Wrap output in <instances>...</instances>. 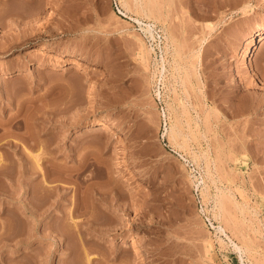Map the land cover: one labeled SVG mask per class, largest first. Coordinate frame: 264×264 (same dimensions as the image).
<instances>
[{
  "label": "rangeland",
  "instance_id": "rangeland-1",
  "mask_svg": "<svg viewBox=\"0 0 264 264\" xmlns=\"http://www.w3.org/2000/svg\"><path fill=\"white\" fill-rule=\"evenodd\" d=\"M123 1L0 0V264H264V0H160L166 22Z\"/></svg>",
  "mask_w": 264,
  "mask_h": 264
},
{
  "label": "bare ground",
  "instance_id": "bare-ground-1",
  "mask_svg": "<svg viewBox=\"0 0 264 264\" xmlns=\"http://www.w3.org/2000/svg\"><path fill=\"white\" fill-rule=\"evenodd\" d=\"M123 1V0H122ZM123 3H124V10L125 11H128L129 10V4L130 3H132L133 5H134V7L137 9V13H140L139 15L142 17V18H146L147 20H153V21H160V20H163V22H166V19H165V14L163 13V10H164V8H163V10H162V5H161V3L162 2H160V0H124L123 1ZM132 5V6H133ZM164 5V4H163ZM133 7V8H134ZM134 8V9H135ZM130 9H132V7H130ZM125 14V13H124ZM135 21L140 25V27H141V29L144 31V33L146 34V35H149V37L153 40V39H155L156 38V36H155V33H154V25L152 26V25H150V24H145V25H142V22H141V20L140 19H135ZM156 22H155V24H156ZM161 23V22H160ZM163 24V23H162ZM164 27V26H163ZM209 27V26H208ZM164 29H165V33H164V38H165V41H166V44H165V50H166V48H168V43H170V45L171 46H173V49H174V52L176 53V54H178L179 53V49L177 50V48H176V40L174 39L175 38V36H173L172 34H171V32L170 31H168L167 30V28L166 27H164ZM212 29V28H211ZM210 30V29H209ZM254 32H256V33H258V36H259V43H261L260 44V46L259 47H262L263 46V44H264V24H260V25H257V27H256V29H255V31ZM157 35V34H156ZM247 37H249V34H247ZM141 43V46H140V51H141V58L143 59V61L144 62H148V60H149V57H150V54H151V52H153V48H150V49H148V48H146V46H145V44H143L142 42H140ZM165 43V42H164ZM181 47V46H180ZM154 53V52H153ZM165 53H166V51H165ZM176 54H175V56H176ZM161 60H162V62L160 61V66H161V68H162V70H165V63H164V58H161ZM142 61V62H143ZM65 63H64V66L63 67H65L63 70H67V69H75V70H81V69H83V73H86V72H88L89 71V66L88 65H86L85 63H84V59L82 58V57H77V56H75V55H73V56H70L69 58H67L65 61H64ZM156 62V61H155ZM62 67V68H63ZM191 67H192V64H191ZM160 68V69H161ZM193 68H195L194 67V65H193V67H192V69ZM157 71V70H156ZM185 72H187V71H185ZM196 73V72H195ZM157 74V73H156ZM159 74V73H158ZM160 77L163 75L162 74V71H160ZM194 75V74H193ZM195 76H196V74H195ZM194 76V77H195ZM154 77H155V75H154ZM187 77H190V76H188V74L187 73H185V78L188 80V78ZM165 78V77H164ZM186 79H184L185 81H187ZM183 80V81H184ZM184 81V82H185ZM218 82V79L217 78H213V80H212V83H217ZM183 84H185V83H183ZM182 105V108H185V106L183 105V103L181 104ZM174 107V106H173ZM173 107L171 106V105H167V108H168V113H169V118L171 119V117L173 116L172 115V111L174 110L173 109ZM186 109V108H185ZM185 109H182V110H185ZM175 111V110H174ZM186 111L187 110H185V111H183V113H186ZM176 112V111H175ZM172 115V116H171ZM174 115H177V113H175ZM176 117V116H175ZM174 116H173V118H175ZM178 117V116H177ZM179 119H172V121L170 122V126H169V130L167 131V132H169V138H170V140L172 141V142H175V143H177L178 144V141L180 140H183L184 139V133H183V131H182V127H181V124L179 123L180 122V120L178 121ZM91 128H92V130L91 131H97V132H107V133H111V134H115V135H118L119 134V129L112 123V122H110V121H105V120H94L93 122H92V124H91ZM182 146L184 145L185 146V144H186V141L184 140V141H182V143L181 142H179ZM180 144H179V146H180ZM181 146V147H182ZM41 151V150H40ZM31 154V153H30ZM34 154V153H33ZM43 154V153H42ZM41 154L39 155L38 153L37 154H34V156L33 157H31V158H33L34 159V162L33 163H35L33 166L31 165V167H30V170H31V172H29V174L31 173V174H37V175H42V178H45V176H46V178H48L47 177V175H45V173L46 172H44V171H46V170H44V169H46V168H44V167H42V165L44 164L43 162H45V161H42V159L44 160V158H41ZM32 164V163H31ZM46 165V164H45ZM44 168V169H43ZM37 175H35V176H31L32 177V179H34L35 180V178H37ZM48 175H49V173H48ZM38 176V177H39ZM44 176V177H43ZM45 180V179H44ZM43 180V181H44ZM47 180V179H46ZM44 181L45 183H47V181ZM33 181V180H32ZM42 184H43V182H42ZM48 184V183H47ZM46 184V185H47ZM45 185V186H46ZM50 187V186H49ZM42 188H46V187H42ZM49 189V188H48ZM31 190V189H30ZM43 190V189H42ZM203 190H204V188H203ZM202 190V191H203ZM45 191H46V189H45ZM204 192V191H203ZM41 193V192H40ZM29 195L31 196V200H33V201H31L30 203H31V214L34 216V215H36L35 214V212H37V211H35L34 209H36V207H38L37 205H36V201H34V196H35V194H34V192H30L29 191ZM36 195H37V193H36ZM43 196H47V195H43ZM35 199H37L36 197H35ZM30 200V199H29ZM37 200H39V199H37ZM44 200H46V199H44ZM43 200V201H44ZM74 200V199H73ZM40 202V201H39ZM38 202V203H39ZM70 202V201H69ZM227 203L228 202H226L225 203V201H224V198H222V197H218V201H217V203H216V205L215 206H217V208H218V211L219 212H222L224 215H226V213L228 212L227 211ZM75 205V204H74ZM78 205V204H77ZM74 207V206H73ZM72 207V208H73ZM74 209H76V208H74ZM74 209H73V211L72 210H70V212H68L70 215V221H71V224H69V225H71V226H73V228H75L77 225H76V219L73 217V212H74ZM78 209V208H77ZM69 210V209H68ZM87 210V209H86ZM88 210H90L89 208H88ZM92 211V210H91ZM76 212V211H75ZM86 212V211H85ZM88 212V211H87ZM60 213V212H59ZM63 213V212H62ZM222 213H219V216H220V214L221 215H223ZM64 214V213H63ZM67 214V213H66ZM216 214H214V216H215ZM218 215V214H217ZM227 215H228V213H227ZM56 216V215H55ZM68 216V217H69ZM58 217V216H57ZM65 217H66V215H65ZM216 218V217H215ZM56 220V219H55ZM67 220H69L68 218H67ZM56 224H58V223H56ZM50 225V228H51V226L52 225H54L53 223H52V225L51 224H49ZM59 226V225H58ZM57 227V226H56ZM53 228L55 229V225L53 226ZM71 228V227H70ZM53 229V230H54ZM235 229H237L238 230V232H239V228H237V227H235ZM236 230V231H237ZM219 232L220 233H222V234H224V235H226V233H225V231H224V229L223 228H219ZM240 233V232H239ZM62 236H64V235H62ZM60 238H61V236H59ZM64 238V237H63ZM229 238V237H228ZM220 241V240H219ZM222 241V240H221ZM230 241V240H229ZM232 242V244H233V247H234V250H236V251H238V253L240 254V259L242 260L243 259V254H245V253H247V254H249V253H251L252 251H253V248H252V246L250 245V243L248 242V241H243V245H241V246H239V245H237L236 243H234L233 241H231ZM65 246V245H64ZM131 248H132V250L133 251H135V254H136V256L137 257H142V254H141V252H139V244L136 242V241H133L132 243H131ZM91 259L90 258H88L87 259V263L89 264L91 261H90Z\"/></svg>",
  "mask_w": 264,
  "mask_h": 264
}]
</instances>
